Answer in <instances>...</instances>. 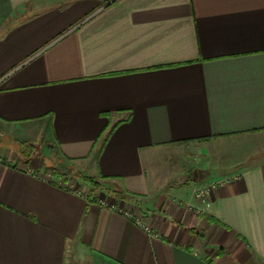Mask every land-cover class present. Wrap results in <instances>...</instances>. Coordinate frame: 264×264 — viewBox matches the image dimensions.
I'll return each mask as SVG.
<instances>
[{
	"label": "crops",
	"instance_id": "obj_1",
	"mask_svg": "<svg viewBox=\"0 0 264 264\" xmlns=\"http://www.w3.org/2000/svg\"><path fill=\"white\" fill-rule=\"evenodd\" d=\"M229 137L257 140L232 175L157 182ZM0 158V264H264V0H0Z\"/></svg>",
	"mask_w": 264,
	"mask_h": 264
},
{
	"label": "rangeland",
	"instance_id": "obj_2",
	"mask_svg": "<svg viewBox=\"0 0 264 264\" xmlns=\"http://www.w3.org/2000/svg\"><path fill=\"white\" fill-rule=\"evenodd\" d=\"M249 140L255 141V143L257 141L245 137H229L177 144L171 150H166L162 154L157 155L155 161L157 182L166 184L167 186H186L193 189L199 185V181H202L203 178H206V182H209L211 181L210 179L219 174L232 175L236 166L240 167L246 163L242 159L247 154L245 152L253 148V146L251 147L250 144L246 145L243 143ZM23 144L31 146L28 147L32 148L35 159L38 161L43 160L45 164L51 165L46 168V171L49 169L52 172L60 171L65 175L64 180L72 187L78 188L84 193L89 191L88 187L91 185L85 179V176H89L86 171L67 167L63 164L64 162L58 156L56 150H48L46 147L41 146L37 148V146L29 142ZM24 156L30 157V155L27 156L26 154ZM94 179L96 180V178ZM82 180L86 181L85 185L80 183ZM97 182L100 184L99 189L107 192L105 182ZM101 197L103 200L108 201L109 199L107 196Z\"/></svg>",
	"mask_w": 264,
	"mask_h": 264
},
{
	"label": "trees",
	"instance_id": "obj_3",
	"mask_svg": "<svg viewBox=\"0 0 264 264\" xmlns=\"http://www.w3.org/2000/svg\"><path fill=\"white\" fill-rule=\"evenodd\" d=\"M112 130H113V128H111L108 132H107V134L105 135V136H103V135H101L100 137H99V140H101V142H100V145L101 146H103L104 144H105V142H106V140H107V138L109 137V135H110V133L112 132ZM22 146H23V149L24 150H26L27 148H28V146L29 145H25V144H21ZM100 146V147H101ZM29 147H31V146H29ZM32 149V148H31ZM85 179H86V181H88L89 182V184L93 187V189H99V182H97L94 178H92L91 176H85ZM208 219L209 220H211L212 221V219L210 218V217H208ZM193 229H191V231H192Z\"/></svg>",
	"mask_w": 264,
	"mask_h": 264
},
{
	"label": "built area",
	"instance_id": "obj_4",
	"mask_svg": "<svg viewBox=\"0 0 264 264\" xmlns=\"http://www.w3.org/2000/svg\"><path fill=\"white\" fill-rule=\"evenodd\" d=\"M1 160V158H0ZM215 183L211 185H203L199 186L194 192L195 196L200 199H206V197L209 195L210 190L215 187ZM104 202V201H103ZM113 209H117V206L115 204H112ZM126 214H129L126 212ZM130 215V214H129ZM147 231L151 234L150 230L146 227Z\"/></svg>",
	"mask_w": 264,
	"mask_h": 264
}]
</instances>
